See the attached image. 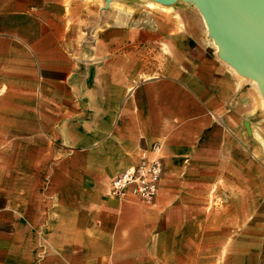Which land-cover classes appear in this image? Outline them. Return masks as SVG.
<instances>
[{
	"label": "crops",
	"instance_id": "crops-1",
	"mask_svg": "<svg viewBox=\"0 0 264 264\" xmlns=\"http://www.w3.org/2000/svg\"><path fill=\"white\" fill-rule=\"evenodd\" d=\"M163 4L0 0V264H148L150 250L186 249L264 264V187L250 215L239 198L208 207L215 189L229 196L254 90L192 4ZM153 144L154 201L110 196Z\"/></svg>",
	"mask_w": 264,
	"mask_h": 264
},
{
	"label": "rangeland",
	"instance_id": "rangeland-1",
	"mask_svg": "<svg viewBox=\"0 0 264 264\" xmlns=\"http://www.w3.org/2000/svg\"><path fill=\"white\" fill-rule=\"evenodd\" d=\"M126 2L133 3L134 11H142L149 6L146 4V0H125ZM182 1V0H177ZM188 4H191L188 2ZM146 5V6H145ZM159 9L160 7H150V9ZM209 33V32H208ZM210 38L211 35L209 34ZM212 39V38H211ZM246 76V75H245ZM251 78L249 76H246ZM248 82V83H247ZM246 86H249V81H246ZM251 86V84H250ZM252 87V86H251ZM246 99H245V119L243 122L245 132V142L240 145V148H234V159L229 160L228 164V176H222L224 181L229 184L228 193L220 195L216 193L218 189L213 191L212 205H209V209L214 211H220L222 207L227 204V199L236 200L240 199L245 205V215L254 213V208L251 206L250 200L254 195L253 187L255 188L258 184L264 187V105H255L254 96L252 93L247 92L246 88ZM263 94V93H262ZM264 96V94H263ZM255 108H254V107ZM259 111L252 113L257 110ZM254 109V110H253ZM253 110V111H252ZM255 124L254 134L257 138L253 137L252 125ZM254 142V143H253ZM242 151L243 155H239L236 159L237 151ZM223 162V161H222ZM232 190V191H231ZM227 198V199H226ZM154 201V200H153ZM152 203V202H151ZM151 203H145L150 205ZM262 208V206H260ZM250 212V213H249ZM242 213L240 210L239 215ZM237 211L232 213V216L236 217ZM207 240L202 239L201 244L204 245ZM150 250L148 256V264H227L226 255L228 250ZM235 250H230V253ZM228 264H230L228 262ZM233 264V263H232Z\"/></svg>",
	"mask_w": 264,
	"mask_h": 264
},
{
	"label": "water",
	"instance_id": "water-1",
	"mask_svg": "<svg viewBox=\"0 0 264 264\" xmlns=\"http://www.w3.org/2000/svg\"><path fill=\"white\" fill-rule=\"evenodd\" d=\"M192 1L214 35L221 58L257 80L264 94V0Z\"/></svg>",
	"mask_w": 264,
	"mask_h": 264
},
{
	"label": "built area",
	"instance_id": "built-area-1",
	"mask_svg": "<svg viewBox=\"0 0 264 264\" xmlns=\"http://www.w3.org/2000/svg\"><path fill=\"white\" fill-rule=\"evenodd\" d=\"M158 148L159 144L151 146V156L147 150L140 149L136 162L109 181L110 196L118 199L132 196L143 203L153 202L163 174V162L158 155Z\"/></svg>",
	"mask_w": 264,
	"mask_h": 264
},
{
	"label": "bare ground",
	"instance_id": "bare-ground-1",
	"mask_svg": "<svg viewBox=\"0 0 264 264\" xmlns=\"http://www.w3.org/2000/svg\"><path fill=\"white\" fill-rule=\"evenodd\" d=\"M113 2H115V3H113ZM116 2L117 1H112V8H115V7L117 8V6H119V7H126V6L121 5L119 3H116ZM145 2L149 6V8L150 7H162V8L163 7L164 8L166 7L165 4H163L162 2H160L158 0H146ZM185 2H189V3H191L195 7V9L197 10V12H198V14H199V16L201 18V21L203 22L205 28L209 32V28H208V25L206 23V20H205L203 14L201 13V11L199 10V8L196 6V4L192 0H186ZM211 38H212V43L214 45V48L217 51L218 55L220 56L219 46H218V44H217V42H216L215 37H214L213 34H211ZM220 58H221V56H220ZM223 61L226 62L227 65L238 75V77L240 78V80H242V81H249V83L251 84V86H252V88L254 90V94H255L254 99L256 98V100H257L258 104H260V106L264 105V96H263V94L261 92V89H260V83L257 80H255L253 78H248L244 74L240 73L233 65H231L230 63H228L226 60L223 59ZM230 68H229V70H231Z\"/></svg>",
	"mask_w": 264,
	"mask_h": 264
}]
</instances>
